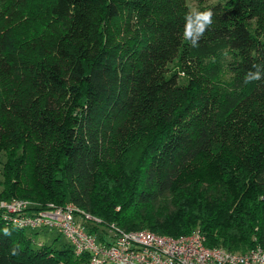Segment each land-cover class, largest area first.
Returning a JSON list of instances; mask_svg holds the SVG:
<instances>
[{
    "label": "trees",
    "instance_id": "obj_1",
    "mask_svg": "<svg viewBox=\"0 0 264 264\" xmlns=\"http://www.w3.org/2000/svg\"><path fill=\"white\" fill-rule=\"evenodd\" d=\"M187 1L0 0L1 200L264 248V79L243 81L264 65V0ZM207 9L192 47L185 15ZM27 231L0 210V264L87 263Z\"/></svg>",
    "mask_w": 264,
    "mask_h": 264
},
{
    "label": "built area",
    "instance_id": "obj_2",
    "mask_svg": "<svg viewBox=\"0 0 264 264\" xmlns=\"http://www.w3.org/2000/svg\"><path fill=\"white\" fill-rule=\"evenodd\" d=\"M29 204L25 199H0V210L5 220L22 229L56 231L67 239L75 255L88 254L86 264H264V248L236 252L209 247L198 229L174 237L145 229L126 231L110 224L108 240L98 242L84 224L101 226L99 218L71 203L49 204V208L38 211L29 210Z\"/></svg>",
    "mask_w": 264,
    "mask_h": 264
},
{
    "label": "clouds",
    "instance_id": "obj_3",
    "mask_svg": "<svg viewBox=\"0 0 264 264\" xmlns=\"http://www.w3.org/2000/svg\"><path fill=\"white\" fill-rule=\"evenodd\" d=\"M213 11L207 10H190L185 15V24L183 37L186 41H189L192 47H198L201 37L204 35L206 30L213 24ZM264 79V65L253 64L252 68L247 71L243 81L247 84H253L255 82ZM5 236H10L11 231L5 227L3 229ZM16 249H13L11 255H17Z\"/></svg>",
    "mask_w": 264,
    "mask_h": 264
},
{
    "label": "rangeland",
    "instance_id": "obj_4",
    "mask_svg": "<svg viewBox=\"0 0 264 264\" xmlns=\"http://www.w3.org/2000/svg\"><path fill=\"white\" fill-rule=\"evenodd\" d=\"M214 1V0H213ZM188 5L190 8H196L198 6V0H188ZM24 34V31L22 32ZM4 162V157L0 156V180H2L1 170H2V163ZM102 229L106 231L107 234H110V229L106 226H100ZM31 234L33 238V246H37V244H45V245H54L56 248H62L68 243L67 239L62 235H59L54 230H35V231H27Z\"/></svg>",
    "mask_w": 264,
    "mask_h": 264
}]
</instances>
